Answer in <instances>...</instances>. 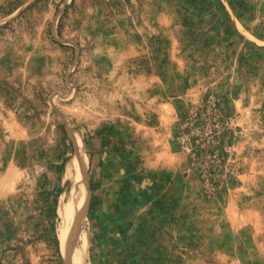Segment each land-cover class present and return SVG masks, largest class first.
<instances>
[{
    "label": "rangeland",
    "instance_id": "obj_1",
    "mask_svg": "<svg viewBox=\"0 0 264 264\" xmlns=\"http://www.w3.org/2000/svg\"><path fill=\"white\" fill-rule=\"evenodd\" d=\"M100 138L177 235L100 236ZM71 166L86 264H264V0H0V264L68 263Z\"/></svg>",
    "mask_w": 264,
    "mask_h": 264
},
{
    "label": "crops",
    "instance_id": "obj_2",
    "mask_svg": "<svg viewBox=\"0 0 264 264\" xmlns=\"http://www.w3.org/2000/svg\"><path fill=\"white\" fill-rule=\"evenodd\" d=\"M100 141L92 146L90 153L93 175L90 181L91 217L100 222V236L106 238V233H118L125 243L117 248L122 251L150 234L171 232L177 235L188 217H172L176 209L168 207L159 209L155 213L158 216L149 217V210L145 211L149 201L144 184L142 178L138 180L134 176L128 152L120 147L107 148L102 138Z\"/></svg>",
    "mask_w": 264,
    "mask_h": 264
},
{
    "label": "bare ground",
    "instance_id": "obj_3",
    "mask_svg": "<svg viewBox=\"0 0 264 264\" xmlns=\"http://www.w3.org/2000/svg\"><path fill=\"white\" fill-rule=\"evenodd\" d=\"M80 159H82L81 155ZM81 164L84 168V162ZM73 169L71 166L70 169L66 170V178L64 177L63 200L61 201L59 213L61 218L59 236L62 243L64 237L69 242V254L66 256L67 262L69 264H86L85 257L88 250V236L83 229L82 213L80 211L84 183L79 174L76 175V178L73 176Z\"/></svg>",
    "mask_w": 264,
    "mask_h": 264
},
{
    "label": "built area",
    "instance_id": "obj_4",
    "mask_svg": "<svg viewBox=\"0 0 264 264\" xmlns=\"http://www.w3.org/2000/svg\"><path fill=\"white\" fill-rule=\"evenodd\" d=\"M180 143H181L182 147L187 146V140H186V138H181L180 139Z\"/></svg>",
    "mask_w": 264,
    "mask_h": 264
}]
</instances>
